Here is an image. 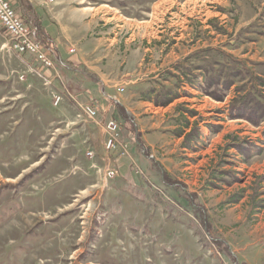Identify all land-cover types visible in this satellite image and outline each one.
<instances>
[{"label":"rangeland","instance_id":"1","mask_svg":"<svg viewBox=\"0 0 264 264\" xmlns=\"http://www.w3.org/2000/svg\"><path fill=\"white\" fill-rule=\"evenodd\" d=\"M10 1L54 67L40 69L34 56L14 50L0 24V264H264V120L231 114L232 101L248 93L264 114V0H23L75 10L74 27L99 9L85 41L99 40V30L122 51L152 45L157 52H147L145 65H161L159 50L168 52L163 68L143 70L146 84L121 85L119 93L162 108L165 121L172 115L166 130L184 134L176 164L187 166L172 174L148 162L131 111L122 107L128 120H101L103 102L121 103L104 88L85 104L70 97L76 81L65 61L32 10L24 16L29 5ZM228 77L236 83L225 94ZM168 93L180 98L168 104ZM221 93V101L212 95ZM87 106L95 116L83 112ZM110 121L128 146L125 156L111 152L129 165L131 180L117 179L106 148Z\"/></svg>","mask_w":264,"mask_h":264},{"label":"crops","instance_id":"2","mask_svg":"<svg viewBox=\"0 0 264 264\" xmlns=\"http://www.w3.org/2000/svg\"><path fill=\"white\" fill-rule=\"evenodd\" d=\"M25 1L33 3V0ZM37 5L40 7L37 12L40 17L42 29L46 32H43V35H46L45 38L55 47L59 60L65 61L64 66L66 71L76 81V83L70 82L71 91L74 93H70V97L80 104H85L88 102V97L93 91L101 93L104 88L111 97L121 103L119 104L115 101L103 102V107L106 110L101 117L102 121H107L112 116H118L123 119L122 107L126 111H131L135 123L139 128L137 133L140 132L142 134L146 147L151 152V157L148 162L153 160L159 162L169 174H172L175 170L181 173V169L182 172L187 169V166L182 167V162L179 165L176 164L177 160H180L181 152L185 150V146L183 145L184 134L175 135L169 130H166L170 125L169 120L172 118V115L167 114L168 121H165L167 119H165V113H161L162 108L156 107L152 102L144 100L142 97L134 100V95L129 96L119 93V89L121 88L119 86L121 85L128 84L129 86L130 84L134 87L147 83L148 76L143 73V70L146 68L147 72L152 73L156 66L153 64V61H149L148 65L144 64V57L147 55V52H151L153 49L152 45H139L138 51H131L132 53L128 52L129 49L126 50V48L122 51L118 47L116 39H109L105 32L99 30L97 33L99 40L86 42L85 40L90 32L95 31L94 29L97 30L94 19L99 9L90 11L91 14L89 15L92 17L87 25L84 24L80 25V27H74V16L78 15L75 10H70L62 6L59 8L51 7L50 5L45 6L39 1H37ZM72 50H74V53L70 52ZM153 51L155 53L157 52L156 49H153ZM159 51L165 59H162L163 63L161 65L158 64V67L156 66L157 69L163 68L166 58L168 59V52L164 54L166 50L163 47ZM68 64H71L72 67ZM45 74L51 75L52 72L47 71ZM180 100L182 98L177 103H180ZM171 108L169 111L172 110ZM184 120L185 118L177 121ZM177 128L182 129L184 132L188 131L185 125H178ZM101 131H104V129L101 128ZM129 134L133 140L136 138L135 134ZM136 151L143 158L144 148H137ZM114 154V152H110L109 156L116 157ZM116 160L120 171L117 179L131 180L130 177L132 175L129 165L123 160L117 159V157ZM181 177L182 180L183 178L184 180L187 178L186 175H181ZM215 177L217 176H212L211 179L216 180L214 179ZM189 180H193V177Z\"/></svg>","mask_w":264,"mask_h":264},{"label":"built area","instance_id":"3","mask_svg":"<svg viewBox=\"0 0 264 264\" xmlns=\"http://www.w3.org/2000/svg\"><path fill=\"white\" fill-rule=\"evenodd\" d=\"M0 24L10 39V43L14 50L22 54H30L35 57L36 61L41 65L40 69H52L54 67L53 61L46 54L42 47L35 41L36 29L29 28L24 20L18 15L17 10L14 8L10 0H0ZM43 69V70H44ZM63 98L60 95L55 96V104L59 105ZM89 117L96 115L93 107L87 106L83 109ZM106 131L109 135V140L106 143L108 152L118 151L120 155L125 156L127 154V143L122 139H119L120 134L117 132L118 124L115 121H110L106 127ZM91 156L92 153H89ZM140 173V171H137ZM116 177L115 172H108L106 178L114 179Z\"/></svg>","mask_w":264,"mask_h":264},{"label":"trees","instance_id":"4","mask_svg":"<svg viewBox=\"0 0 264 264\" xmlns=\"http://www.w3.org/2000/svg\"><path fill=\"white\" fill-rule=\"evenodd\" d=\"M23 0H21V2H22ZM23 3H25L24 1H23ZM26 4H28V2H26L25 3V5ZM29 5V4H28ZM29 7V8H28ZM28 7H24L23 6V8H24V16H27V15H29L30 13H29V11L30 10H32V12H33V18H35V21L37 20V26L38 27H41L42 28V25H41V21H40V17H39V15H38V9H36V8H34V7H31V5H29ZM31 7V8H30ZM42 31L44 32V30L42 29ZM70 67H72V65L71 64H68ZM221 75L220 76H217V78H218V80H220L221 81ZM235 83L236 82H234L231 78H226L225 79V87H224V92H225V94H226V92H228L230 89H231V87L232 86H234L235 85ZM223 92V93H224ZM214 97H215V99H218V100H222L224 97H225V95H223L222 93L221 94H212ZM251 96H252V94L251 93H248V94H246L245 96H243V97H241L239 100H234V101H232V103H231V114L233 115H235V116H237V117H239V118H244V119H246L247 121H249V122H251V123H253L254 125H258L262 120H264V114H262V113H260V111H259V107L261 106V104L259 103V102H255V106H251L250 105V101H252V99H250L251 98ZM178 98H180V96H178V95H175L174 97L173 96H171V94L169 95V93L167 94V96H166V101H164V102H167L168 101V104H170L172 101H174V100H176V99H178ZM254 100V99H253ZM255 101V100H254ZM163 102V103H164ZM122 110H123V113H124V118L125 119H127L128 120V116H127V114H126V111H125V109H123L122 108ZM261 110H262V106H261ZM250 111H254V113H258V111H259V114H258V118H256V117H251V115L252 114H250L249 112ZM144 156H146V157H148L147 156V152L144 154ZM165 182L167 183V184H169V185H172V186H179V184L177 183V184H174V183H171L170 182V180H167V178L165 177ZM186 202L188 203V205L191 207V208H193L197 213H199V214H203V209L202 208H200L199 207V205H197V206H195V207H199V211H198V209H195V207H194V203L196 202V199H195V197L193 196V195H188V196H186ZM192 203V204H191ZM207 225V224H206ZM215 245H217L218 246V248L222 251V253L224 254V255H226V257H228L229 255L227 254V251L226 250H223V247L225 248V246H224V243H222V242H219V241H215V243H214ZM229 258V257H228Z\"/></svg>","mask_w":264,"mask_h":264},{"label":"bare ground","instance_id":"5","mask_svg":"<svg viewBox=\"0 0 264 264\" xmlns=\"http://www.w3.org/2000/svg\"><path fill=\"white\" fill-rule=\"evenodd\" d=\"M182 100H185V99H182ZM182 100H180V101H182Z\"/></svg>","mask_w":264,"mask_h":264}]
</instances>
